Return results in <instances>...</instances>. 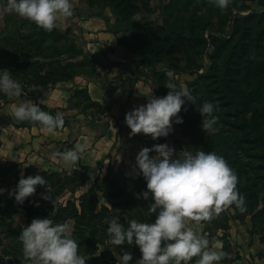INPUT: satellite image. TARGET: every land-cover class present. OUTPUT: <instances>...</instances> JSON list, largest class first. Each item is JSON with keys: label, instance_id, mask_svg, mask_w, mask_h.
<instances>
[{"label": "rangeland", "instance_id": "rangeland-1", "mask_svg": "<svg viewBox=\"0 0 264 264\" xmlns=\"http://www.w3.org/2000/svg\"><path fill=\"white\" fill-rule=\"evenodd\" d=\"M82 1L88 5L78 9V17L98 15L109 21L118 18L122 26L129 29L131 43L135 44L139 57L148 63L143 66L148 71L143 75L158 95H165L170 90L166 83L174 80L180 86H187L196 101L193 103L185 98L186 104L179 113L183 122L175 123L174 131L166 138L153 139L151 134L143 132L130 135V126L124 121L118 152L110 157L99 179L88 180L83 172L76 176L61 172L54 178L59 183L60 203L73 200L80 204L85 198L90 208L95 206L100 211L103 206L112 207L110 200L124 202L131 195L120 196L121 193H134L145 182L142 172L134 169L136 156L144 146L163 142L173 145L178 139L182 143L181 149L215 150L238 173L237 187L246 197L245 221L240 224L248 226L251 243L256 242L259 264H264V0H232L226 9L218 7L214 0H180L188 6L183 9V4L179 3L183 19L188 15L193 17L197 29L203 30L208 40L207 45L200 47L165 41V31L157 30V27L164 26V13L171 0H95L94 6H90L87 0ZM6 5L7 0H0V51L21 52L27 61L32 52L44 51L47 55L61 49L76 52L81 45L74 26L68 29L67 38L63 33L48 31L26 17L8 12ZM250 15L252 17L246 22L240 19ZM138 26H142L140 30L146 33L140 35ZM235 27H240L241 32L235 34ZM233 50V60L227 61ZM208 54L214 57L209 58ZM38 60L45 64L53 62L41 57ZM55 61L65 62L66 59ZM217 63L223 68H219L221 71ZM6 99H0V108ZM208 100L217 104L216 114L219 116L216 125L219 130L210 133L201 127L203 116L198 109ZM72 106L83 108L77 100ZM231 138H241L246 151ZM150 154L155 155V150ZM21 173L19 164L0 162V176L6 183L13 182ZM141 179V182H135ZM134 200L137 205L133 211L139 219L155 218V213L149 211V203L154 202L151 196L145 199L141 193ZM230 212L235 213V210ZM15 219L23 226L27 224L24 211ZM65 223L73 230V219ZM191 223L194 227L198 222L192 220ZM109 249H112L110 245L100 246V251ZM13 264H28V258L18 255L13 258Z\"/></svg>", "mask_w": 264, "mask_h": 264}, {"label": "clouds", "instance_id": "clouds-1", "mask_svg": "<svg viewBox=\"0 0 264 264\" xmlns=\"http://www.w3.org/2000/svg\"><path fill=\"white\" fill-rule=\"evenodd\" d=\"M214 3L226 9L232 0H214ZM6 10L51 31L58 20L73 14V3L72 0H7ZM166 86L170 90L165 95H155L152 91L146 95V103L126 113L130 135L143 132L157 139L174 131L175 123L183 122V116L179 115L182 106L186 99L195 103L196 97L187 86H180L174 80H169ZM0 92L14 97L25 94L22 82L8 67H0ZM198 109L203 116L201 127L209 133L218 131L217 104L208 100ZM12 112L17 120L39 122L48 132L65 125L63 111L53 114L32 99L13 104ZM83 150L84 145L76 143L50 155L54 160L77 167ZM153 150L155 155L150 154ZM134 169L142 172L147 182L142 195L145 199L153 198L149 211L155 213V218H126V222H122L118 214L120 209L114 208L117 214L108 218L106 230L108 245L121 246L117 264L133 261L131 247L124 245L139 247L141 256L136 257V264H188L194 256L198 257L195 264H216L227 255L215 247L218 241L214 244L191 223L192 220L211 219L233 204L241 212L246 210V197L237 187L238 173L222 154L215 150H189L185 147L177 152L175 146L167 142L155 143L141 148ZM47 183L41 173L26 176L22 173L9 195H14L22 203L36 192L38 184L47 186ZM5 191L6 188L0 187V193ZM42 195L50 199L46 193ZM136 195L140 197L141 194ZM19 239L28 264H87L88 258L80 253V244L71 226L54 222L49 215L34 217L23 227Z\"/></svg>", "mask_w": 264, "mask_h": 264}, {"label": "crops", "instance_id": "crops-1", "mask_svg": "<svg viewBox=\"0 0 264 264\" xmlns=\"http://www.w3.org/2000/svg\"><path fill=\"white\" fill-rule=\"evenodd\" d=\"M72 3L73 14L58 20L56 28L65 34L70 27H75L74 33L79 35L82 43L76 52L65 53L60 58L66 59L64 63L80 65L68 81L29 87L21 97H7L0 108V162L19 164L23 174L27 166L33 165L40 170L67 172L70 175L83 172L88 180H94L107 168L110 157L118 152L126 113L146 103V95L152 91L158 94L142 75L143 69L139 70L134 65L136 59L142 58L136 46L128 49L120 44L119 39L125 37L132 46L129 30L123 29L118 18L107 22L98 15L78 17V9L88 4L82 0H72ZM80 90H87L90 99L103 106L101 113L97 114L96 110L83 113L82 109L72 106L76 100H83L74 97V93ZM25 99L50 108L68 109L64 113L70 119L69 125L54 132H48L42 126L17 127L12 105ZM76 143L84 145L77 167L52 159L51 153L63 151ZM219 214H214L213 218ZM230 225L229 238L241 258L232 262L225 261V256L216 264H259L256 242L251 243L248 226L240 224L239 220H232ZM194 228L212 241L205 223L200 221ZM219 234H222L221 231ZM217 241L219 243L215 244ZM217 241L214 242L215 247L223 251V243ZM196 259L198 257L194 256V262L188 264H195Z\"/></svg>", "mask_w": 264, "mask_h": 264}, {"label": "trees", "instance_id": "trees-1", "mask_svg": "<svg viewBox=\"0 0 264 264\" xmlns=\"http://www.w3.org/2000/svg\"><path fill=\"white\" fill-rule=\"evenodd\" d=\"M90 6L96 5L95 0H87ZM183 4V9L186 6V2L182 3L180 0H171V2L166 6L167 11L164 13V26L157 27V30L165 31V41L173 40L178 45H186L194 47H200L202 45H207V39L204 36L203 30L197 29V25L193 22V17L190 15L185 16L182 15L183 9L180 4ZM252 15L243 16L240 19H243L244 22L248 21ZM105 19V18H104ZM107 22L109 20L105 19ZM191 20L190 25L188 22ZM120 21V20H118ZM113 27V26H112ZM115 27V26H114ZM113 27V28H114ZM142 26H138V30L141 33H146L145 31L140 30ZM123 29L129 30L128 28L123 27ZM52 32L61 33L57 28L51 30ZM116 33L119 30L114 29ZM69 30L66 31L64 36L66 37ZM240 27L234 28V33H240ZM243 32L241 33V35ZM197 38V39H196ZM196 41V43L194 42ZM120 44L126 45L128 49H131L135 44L129 45L128 40L125 37H121L119 39ZM214 43V42H213ZM212 43V44H213ZM261 45V44H260ZM258 45V46H260ZM206 47V46H203ZM219 47V46H218ZM33 51V49L31 50ZM74 53L72 51L66 50H56L54 53L47 55L44 51L39 53L28 55V60L25 61L22 58V53L16 51L14 54L10 52L0 51V67H8L13 71V75L16 79L22 82V86L24 91H26L29 87L52 84L56 85L59 82L68 81L72 79L75 75L76 69L80 64L77 63H64L55 61V59H59L65 53ZM235 51L233 50L230 54V59L233 60L232 55ZM256 52V51H255ZM209 58L214 57L211 54H208ZM48 58L52 59L53 62L43 63L38 60V58ZM34 59V60H33ZM143 58H138L135 60L134 65L140 70L143 69V66L148 65ZM217 65H219L217 63ZM214 66V65H213ZM219 71L220 65L217 67ZM223 69V68H221ZM147 69L142 72L147 73ZM144 76V75H143ZM8 95L6 93L0 92V99L7 98ZM74 97H81L83 100L79 101V105L83 106L82 112L86 113L87 110L94 109L97 113H101L103 106L99 103H96L90 99L87 90H80L74 93ZM41 107L45 110L55 114L57 111L66 112L68 109L64 108H50L46 105L41 104ZM76 108L79 106H75ZM16 120V126L19 128H31L33 126H41L39 122L33 121H19ZM70 123L69 117L65 116V125L62 128H58L56 130H63ZM166 138V136H163ZM232 142L236 143L241 147L243 151L246 149L243 147L244 141H241V138H231ZM176 150L179 151L182 148V143L180 140L175 139L174 144ZM248 151V150H247ZM239 171V170H238ZM37 173H41L45 176L48 181L46 185L38 184L36 186V192L29 197H27L22 203L18 202L14 195H9V191L12 190V187H15L20 179V176H16L14 181L11 183H6L5 178L0 176V187L6 188V191L0 193V264H13V258H17L18 255H24L23 253V244L19 239V234L23 229V225L17 223L15 217L21 211H24L26 214L27 224L31 222L34 217H44L50 216L53 218L54 222L65 223L69 219H73L75 221V225L73 227V235L78 240L80 247L79 251L86 258H88L87 264H117L119 255H120V247L119 245H110L112 249L100 251L101 245H108L109 233L107 232V220L111 218L113 215L117 214L114 208H119L120 210L123 208V211H119V215H121L122 222L126 220V218H138L136 213L133 211L137 202H135L134 197L137 196V193H142L144 189H146V180L143 186L139 190H136L131 194H123L122 195H131L128 196L124 202L115 203L113 200H110L112 207L103 206L100 211L96 209L95 206L89 207L86 199L83 198L80 201V204H77L76 201L68 200L66 204L60 203V196L57 192L59 189V183L54 178L61 172H51L40 170L37 167L30 165L26 172L25 176L32 174L35 175ZM68 174V173H65ZM72 174V175H78ZM87 178V175H86ZM99 179V178H97ZM135 181L136 183L141 182ZM262 184H257L256 186H260ZM264 186V185H263ZM43 193L50 198H45ZM39 201V204L36 203ZM143 203V202H142ZM234 209L235 213H231L230 210ZM139 219V218H138ZM141 220H150L145 217ZM239 220L241 222L244 220V214L237 208L234 204L232 206L226 207L223 211L220 212L217 218L211 219H203L201 220L206 224V231L209 232L210 237L212 238V242L214 243L217 240H220L223 243V251L227 253L225 257V261H237L241 258L236 248L232 245L230 240L229 230L231 228V221ZM126 222V221H125ZM221 231L222 234H219ZM6 240H9L7 242ZM123 247H131L130 250L134 253L133 261L130 264H136V257L141 256L140 249L137 245H124ZM8 257V258H6ZM194 262V260L189 261Z\"/></svg>", "mask_w": 264, "mask_h": 264}]
</instances>
